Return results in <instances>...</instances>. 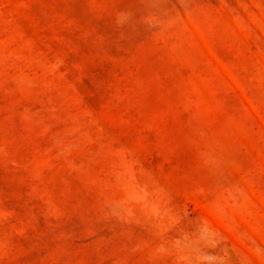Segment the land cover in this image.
<instances>
[{"label":"rangeland","instance_id":"obj_1","mask_svg":"<svg viewBox=\"0 0 264 264\" xmlns=\"http://www.w3.org/2000/svg\"><path fill=\"white\" fill-rule=\"evenodd\" d=\"M0 264H264V0H0Z\"/></svg>","mask_w":264,"mask_h":264}]
</instances>
